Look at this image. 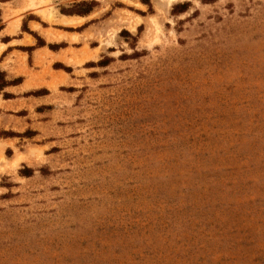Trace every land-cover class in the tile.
Returning <instances> with one entry per match:
<instances>
[{"label": "rangeland", "instance_id": "rangeland-1", "mask_svg": "<svg viewBox=\"0 0 264 264\" xmlns=\"http://www.w3.org/2000/svg\"><path fill=\"white\" fill-rule=\"evenodd\" d=\"M148 2L0 0V264H264V0Z\"/></svg>", "mask_w": 264, "mask_h": 264}, {"label": "trees", "instance_id": "trees-1", "mask_svg": "<svg viewBox=\"0 0 264 264\" xmlns=\"http://www.w3.org/2000/svg\"><path fill=\"white\" fill-rule=\"evenodd\" d=\"M207 1H215V0H207ZM142 3L143 4H146V5H149V2H148V0H142ZM88 7L89 6V4H86V3H81V4H78V7ZM176 7H182L183 9L182 10H180L179 12L177 11V12H173L174 14H179V13H183V12H185L186 11V8H185V4H182L181 6H175L174 8H173V10H175V8ZM91 10L89 9V10H85V11H78V12H72V13H70L69 15H72V14H77V15H80V16H85V15H87L89 12H90ZM0 30H1V28H0ZM2 81V78L0 77V91H2L3 90V88L6 86L3 82H1ZM11 84H13V82H11ZM4 97H6V94H4ZM23 171H28V169L27 168H25ZM24 175H26V174H24ZM28 175V174H27ZM26 175V176H27Z\"/></svg>", "mask_w": 264, "mask_h": 264}, {"label": "crops", "instance_id": "crops-1", "mask_svg": "<svg viewBox=\"0 0 264 264\" xmlns=\"http://www.w3.org/2000/svg\"><path fill=\"white\" fill-rule=\"evenodd\" d=\"M64 23H66L67 24V22H64ZM69 23H72V24H76V23H80V21H73V22H69ZM8 34H9V32H8ZM22 41V39L20 38V39H18L17 41H12V42H20V43H22L21 42ZM10 41H8L7 43H1L0 42V47H1V50H0V53L8 46V45H11L10 43H12V42H10Z\"/></svg>", "mask_w": 264, "mask_h": 264}, {"label": "bare ground", "instance_id": "bare-ground-1", "mask_svg": "<svg viewBox=\"0 0 264 264\" xmlns=\"http://www.w3.org/2000/svg\"><path fill=\"white\" fill-rule=\"evenodd\" d=\"M176 0H168L169 4L175 2ZM0 50H1V47H0Z\"/></svg>", "mask_w": 264, "mask_h": 264}]
</instances>
